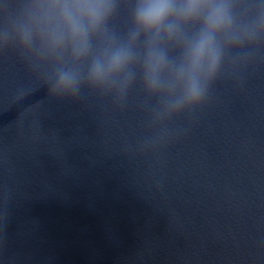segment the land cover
I'll use <instances>...</instances> for the list:
<instances>
[{
	"label": "water",
	"instance_id": "water-1",
	"mask_svg": "<svg viewBox=\"0 0 264 264\" xmlns=\"http://www.w3.org/2000/svg\"><path fill=\"white\" fill-rule=\"evenodd\" d=\"M141 119L0 57V264H264V63L159 160L127 151Z\"/></svg>",
	"mask_w": 264,
	"mask_h": 264
},
{
	"label": "clouds",
	"instance_id": "clouds-1",
	"mask_svg": "<svg viewBox=\"0 0 264 264\" xmlns=\"http://www.w3.org/2000/svg\"><path fill=\"white\" fill-rule=\"evenodd\" d=\"M9 54L52 99L135 105L141 132L127 151L159 160L218 83L242 89L264 63V0H0Z\"/></svg>",
	"mask_w": 264,
	"mask_h": 264
}]
</instances>
